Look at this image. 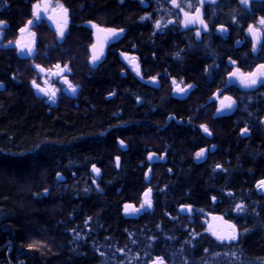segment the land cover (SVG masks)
I'll use <instances>...</instances> for the list:
<instances>
[{
    "label": "trees",
    "instance_id": "obj_1",
    "mask_svg": "<svg viewBox=\"0 0 264 264\" xmlns=\"http://www.w3.org/2000/svg\"><path fill=\"white\" fill-rule=\"evenodd\" d=\"M70 1L83 4L88 16L104 12L127 27L120 48L136 44L145 64L181 74L198 83L201 94L208 92L204 51L177 52L183 39L172 33L150 38L146 23L128 17L133 7L115 0ZM116 65L109 57L85 77L76 106L47 111L21 84L0 99V264H264V197L252 187L264 177V137L241 141L237 127L222 121L216 142L228 164L225 174H214L207 161H193L204 138L186 123L192 98L177 101L121 77ZM12 70L2 58L0 75ZM168 114L182 124H166ZM117 137L126 150H118ZM148 149L166 152L150 182L153 209L128 218L123 204H134L147 185ZM92 165L101 171L96 181ZM58 173L64 181L59 188ZM236 202L245 205L241 217L232 213ZM185 207L191 219L180 211ZM211 212L241 223L236 241L219 243L205 232L200 219Z\"/></svg>",
    "mask_w": 264,
    "mask_h": 264
},
{
    "label": "flooded vegetation",
    "instance_id": "obj_2",
    "mask_svg": "<svg viewBox=\"0 0 264 264\" xmlns=\"http://www.w3.org/2000/svg\"><path fill=\"white\" fill-rule=\"evenodd\" d=\"M22 2L24 7L13 0H0V60L5 57L14 71L9 76L0 75V99L12 96L9 91L13 84H21L27 91L32 89L30 99L47 111L63 105L64 100L67 104L73 101L76 106L85 86V77L96 71L107 58L114 57L121 77L130 75L140 84L177 101L192 98L196 105L192 121L187 117L186 123L193 124L204 138L193 153V161L196 164L207 161L214 174H225L228 164L218 156L216 142L224 128L222 121L229 120L237 127L235 134L241 141L255 139L258 135L264 137V23H261L264 0H115L119 6L133 7L128 10V17L132 15L138 23H146L150 38L172 33L183 39L184 46L177 52L186 49L207 53L208 63L203 75L209 90L204 94L198 83L187 81L181 74L173 75L165 68L156 71L145 64L136 44L120 48L118 45L126 36L127 27L112 22L108 14L98 12L88 16L83 4L70 0ZM3 11L10 15H3ZM75 33L87 60L85 72H81L77 81L71 63L53 56L72 49ZM24 65L33 74L29 85L20 73ZM166 116V124L170 120L182 124V120L172 114ZM115 140L118 150H126L124 140L118 137ZM201 152L199 158L197 153ZM149 154H155L157 160L148 161ZM118 160V157L114 159L116 165ZM165 162V150L148 149L142 181L147 184L148 169L154 175V166ZM92 167L101 174L97 166ZM252 187L256 195L264 197V177L255 179ZM216 201L211 198L213 206ZM123 214L127 217L125 210ZM209 216L227 219L211 212L202 217L203 225ZM228 220L235 223L232 218Z\"/></svg>",
    "mask_w": 264,
    "mask_h": 264
},
{
    "label": "rangeland",
    "instance_id": "obj_3",
    "mask_svg": "<svg viewBox=\"0 0 264 264\" xmlns=\"http://www.w3.org/2000/svg\"><path fill=\"white\" fill-rule=\"evenodd\" d=\"M74 36H75V38L73 39L72 46H71L72 49L69 52H65V53L58 52V53H54L53 56H57L58 60H62L63 59V61L66 62V63L70 62L71 63V67H70L71 71H72V73H74V76L76 77V78L74 77L75 80L76 79L80 80L81 72H85V67H87V60H86V58L83 57L84 55H83L82 51L80 50L79 44L77 43L78 39L76 37L79 38L78 34L75 33ZM51 41L54 42V39L52 38ZM20 73L22 75L23 81H25V83L27 85H29L30 81H33V80H31L32 77H33V74L28 70V66L26 67V65H24V67L21 68ZM29 91H30L31 94L33 93L32 89H30V88H29ZM71 102H73V101H71ZM64 103L67 104V101L64 100L62 104H64ZM69 104H70V102H69ZM191 105L193 107H195L196 104L194 102H192ZM199 158H200V156H199ZM155 167L156 166H154V168H153L154 172H152L154 174V176H155V174L157 172V169ZM91 169H92L91 172H90L91 176L96 181V179H98V176H99L98 173L99 172H97V170H95L94 167H92ZM153 178H154L153 175H151V173H150L147 185L143 188L141 194L140 195H136V197H135V203L133 205H134V207L136 209L135 208L132 209L130 207L127 208V215L128 216H132V215L138 216V215H140L143 212L152 211V209H153V200H152L153 191L152 190L153 189H152V185L150 184V182L152 180H154ZM63 182H64L63 178L58 173L57 176L54 178V186L58 187V188L61 185L64 186V184H62ZM244 210H245L244 203H242V202H239V203L236 202L235 204L233 203V208H232L233 215H235L237 217H241L243 215V211ZM180 211L182 213L187 214L189 219L192 218L191 217L192 216L191 215V211H190V209L188 207H185V208H183ZM231 218H232V220H234L233 219L234 217H231ZM202 219H204V218L200 219L201 223H203ZM193 221H194V223L196 225V223H198L199 220H198V218H194L193 217L192 222ZM235 223L237 224L236 225L238 227L237 229L241 228V225H240L241 223H239L238 221H236ZM204 230H205V232L207 234L211 235V232H212L211 229H207L205 227ZM40 241L42 243H44V244H47V243H45V240H40ZM216 241L219 242V243L222 242L221 240H216ZM160 263H162L160 260H154V262L152 264H160Z\"/></svg>",
    "mask_w": 264,
    "mask_h": 264
},
{
    "label": "water",
    "instance_id": "obj_4",
    "mask_svg": "<svg viewBox=\"0 0 264 264\" xmlns=\"http://www.w3.org/2000/svg\"><path fill=\"white\" fill-rule=\"evenodd\" d=\"M164 156V155H162ZM148 161L157 160V156L155 154H149L147 157ZM150 175V170L148 169L146 173V181L147 178ZM124 210L125 214L127 215V208H132L133 206L131 204H125ZM204 226L207 229H211V235L214 238V240H221L222 242H231L236 241L239 238L240 231L237 229L238 227L233 223L232 221L225 219L224 217H213L209 216L206 219V222L204 223ZM232 237H235V239H232Z\"/></svg>",
    "mask_w": 264,
    "mask_h": 264
},
{
    "label": "snow or ice",
    "instance_id": "obj_5",
    "mask_svg": "<svg viewBox=\"0 0 264 264\" xmlns=\"http://www.w3.org/2000/svg\"><path fill=\"white\" fill-rule=\"evenodd\" d=\"M261 23H264V20L261 21ZM253 83H255V81H253ZM205 131H207V128H205ZM202 155V152L201 153H197V156H201ZM232 239H235V237H232Z\"/></svg>",
    "mask_w": 264,
    "mask_h": 264
}]
</instances>
